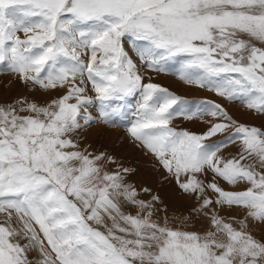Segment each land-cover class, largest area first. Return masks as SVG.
<instances>
[{
	"label": "snow or ice",
	"instance_id": "obj_1",
	"mask_svg": "<svg viewBox=\"0 0 264 264\" xmlns=\"http://www.w3.org/2000/svg\"><path fill=\"white\" fill-rule=\"evenodd\" d=\"M129 43L144 70L176 61L185 84L264 116V0H0V75L55 94L0 105V264L31 250L36 264H264V124L146 82ZM136 97L127 133L194 201L187 215L86 142ZM177 117L210 119L196 133Z\"/></svg>",
	"mask_w": 264,
	"mask_h": 264
},
{
	"label": "rangeland",
	"instance_id": "obj_2",
	"mask_svg": "<svg viewBox=\"0 0 264 264\" xmlns=\"http://www.w3.org/2000/svg\"><path fill=\"white\" fill-rule=\"evenodd\" d=\"M125 47L134 62L137 63L138 68L144 72L146 82L148 78H150L153 83L167 88L173 94L188 100L189 102L204 99L213 100L216 103H220L228 110L229 114L232 115L234 119L242 123L256 126L264 124V116L249 112L239 101L229 102L216 96L214 93L185 84L178 78L177 73L180 64L176 61H169L165 65V71H147L144 70V67L140 63L131 44H126ZM53 95L55 94H44L41 91H30L28 88L15 82L11 75H0V105L11 103L17 97H28L29 99L34 98L43 103L50 100ZM138 100L139 97L133 98L131 104L126 109V117L118 119L115 126H108L97 122L94 123L83 135L86 138V142L91 143L93 148L97 151H106L115 156L125 167L134 168L136 171L129 177L130 182H133L138 189L147 187L150 188L154 194H159L168 208V214L170 217L176 218L180 216L181 213L187 215V211L194 201L190 197L181 193L178 186L171 178L165 179L167 173L158 164L155 158L139 147L127 133V127L130 126L129 121L134 120L135 118V109ZM95 111L96 110H94V114ZM209 119L210 117H204L202 121L200 119L186 120L183 117H177L173 120L171 126L177 130H189L200 133L206 130L207 124L205 122ZM222 138L223 137H216L214 140H220ZM236 150L237 145H229L223 150L222 154L229 156L234 155ZM221 183L223 184V182ZM223 186L232 187L227 185ZM243 187L244 185L241 184L235 186L234 190H240ZM231 214L238 218H242L243 211H233ZM4 220L5 215L0 214V222H3ZM15 226L19 227L18 224ZM189 227L192 230H200L202 224L200 221H196L193 225H189ZM254 233L257 237L264 236V225H255ZM24 242L25 241L23 240L21 241V243ZM28 256L33 264H36V261L40 259L39 252L36 250L29 251Z\"/></svg>",
	"mask_w": 264,
	"mask_h": 264
}]
</instances>
